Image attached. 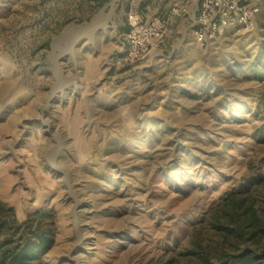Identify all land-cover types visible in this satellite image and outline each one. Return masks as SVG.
Segmentation results:
<instances>
[{
    "label": "rangeland",
    "instance_id": "obj_1",
    "mask_svg": "<svg viewBox=\"0 0 264 264\" xmlns=\"http://www.w3.org/2000/svg\"><path fill=\"white\" fill-rule=\"evenodd\" d=\"M259 1L249 27L200 45L189 0H0V201L13 241L48 225L42 264H193L197 242L213 251L211 211L264 176ZM131 13L167 30L140 60L126 55Z\"/></svg>",
    "mask_w": 264,
    "mask_h": 264
},
{
    "label": "trees",
    "instance_id": "obj_2",
    "mask_svg": "<svg viewBox=\"0 0 264 264\" xmlns=\"http://www.w3.org/2000/svg\"><path fill=\"white\" fill-rule=\"evenodd\" d=\"M257 71L264 72V57ZM263 187L264 176L259 172L242 191L229 195L211 211L207 223L217 245L211 251L197 242L198 248L190 252L196 259L193 264H264V211L257 206ZM13 214L0 201V264H42L53 244V230L42 221L36 226L27 224L24 236L15 243L11 237L17 234ZM34 216L42 218L44 213Z\"/></svg>",
    "mask_w": 264,
    "mask_h": 264
},
{
    "label": "built area",
    "instance_id": "obj_3",
    "mask_svg": "<svg viewBox=\"0 0 264 264\" xmlns=\"http://www.w3.org/2000/svg\"><path fill=\"white\" fill-rule=\"evenodd\" d=\"M196 10L194 38L200 45L219 39L232 27H249L259 13V0H189ZM190 7L174 9L172 16L186 14ZM126 55L140 60L164 46L167 30L160 17L142 18L134 13L128 16Z\"/></svg>",
    "mask_w": 264,
    "mask_h": 264
},
{
    "label": "crops",
    "instance_id": "obj_4",
    "mask_svg": "<svg viewBox=\"0 0 264 264\" xmlns=\"http://www.w3.org/2000/svg\"><path fill=\"white\" fill-rule=\"evenodd\" d=\"M195 15H196V11H195V14L193 15V19H195Z\"/></svg>",
    "mask_w": 264,
    "mask_h": 264
}]
</instances>
